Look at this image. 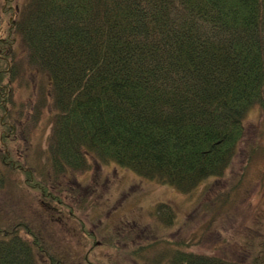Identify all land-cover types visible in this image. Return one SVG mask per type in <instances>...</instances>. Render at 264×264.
Instances as JSON below:
<instances>
[{"label": "trees", "instance_id": "obj_1", "mask_svg": "<svg viewBox=\"0 0 264 264\" xmlns=\"http://www.w3.org/2000/svg\"><path fill=\"white\" fill-rule=\"evenodd\" d=\"M15 14L28 65L49 78L57 173L86 171L91 156L192 195L226 175L247 115L264 109V0H27ZM10 159L29 188L63 205L47 173ZM48 246L42 229L0 228V264H60ZM168 261L264 264V250L250 261L181 248L147 259Z\"/></svg>", "mask_w": 264, "mask_h": 264}, {"label": "rangeland", "instance_id": "obj_2", "mask_svg": "<svg viewBox=\"0 0 264 264\" xmlns=\"http://www.w3.org/2000/svg\"><path fill=\"white\" fill-rule=\"evenodd\" d=\"M26 2L0 0V85L9 87V113L0 107V120L5 117L16 130L7 148L11 128H0V228L24 223L35 233L42 229L60 264H151L147 259L154 254L160 258L179 248L250 261L263 251L264 109L255 107L247 115L244 138L226 175L202 184L192 195L91 156L88 170L57 173L47 165L53 129L49 78L30 68L13 29L15 11ZM3 40L16 44L6 48ZM6 70L11 74L5 75ZM7 151L10 160L33 169L36 178L47 173L51 193L63 205L29 188L22 170L13 171L5 161ZM18 235L28 236L24 230ZM50 259L43 264H52Z\"/></svg>", "mask_w": 264, "mask_h": 264}, {"label": "flooded vegetation", "instance_id": "obj_3", "mask_svg": "<svg viewBox=\"0 0 264 264\" xmlns=\"http://www.w3.org/2000/svg\"><path fill=\"white\" fill-rule=\"evenodd\" d=\"M3 44L7 45L6 48H9L11 47V49H13V46L14 44H16V40L12 41L11 42H7L5 40L2 41ZM3 59H5V61H7V64H9V59L8 58H5L3 57ZM11 71L12 70H6L5 73L6 75L8 74H11ZM8 95H9V87L8 85H0V107H3L4 109L7 108V103H8ZM8 111V112H7ZM9 113V110L6 109V114ZM16 121V120H13V122ZM6 126H9V128H11V131H10V135L7 134L6 137H9V136H12L11 134H13V137L15 138V133H16V130H15V126H14V123H6V118L3 117L1 118L0 120V128H3L5 127L4 129H6ZM5 133V131H4ZM6 145V144H5ZM4 145V146H5ZM10 156V155H9ZM15 165V164H14Z\"/></svg>", "mask_w": 264, "mask_h": 264}]
</instances>
